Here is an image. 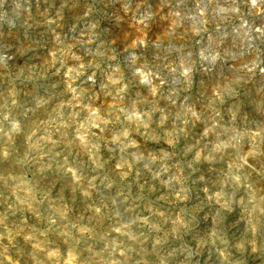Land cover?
I'll return each mask as SVG.
<instances>
[{
    "label": "rangeland",
    "instance_id": "obj_1",
    "mask_svg": "<svg viewBox=\"0 0 264 264\" xmlns=\"http://www.w3.org/2000/svg\"><path fill=\"white\" fill-rule=\"evenodd\" d=\"M166 2L167 0H0V53H7L11 57L5 61L6 70L9 74L20 69L25 72L32 69L33 72L44 73V78L35 81V84L39 94L53 98L47 106L48 110H51L54 104L59 101H67L72 95L67 91L66 68L60 67L59 60L51 67H47L45 64V61L50 58V52L58 46L52 29L59 34V40L63 44L73 45L71 51L78 54L85 62L94 51H106L105 48H98L101 42L104 45L110 44L116 53V60L107 64L101 62L100 68L96 70L95 82L87 79L92 71L88 67L85 69L84 75L73 81L71 86L77 90L91 89L85 94L83 102H89V97L95 93L97 99L94 101V105L102 106V102L107 104L111 97L105 96L100 89V84L104 79L103 72L111 71L112 66L118 63L125 80L131 81L124 97V104L127 105L132 98L147 95V89L136 83L131 70L127 67L130 62L129 53L122 50L127 42L125 34L135 31L133 10L135 17L138 18L147 12L155 11ZM198 3L208 6L209 31L212 40L209 41V33L193 36L191 32H188L181 41L184 51L191 50L195 54L199 49L212 48L218 50L223 58L218 59L214 65L205 63L204 66H201L197 63L191 79L186 84L171 86L177 89L185 87L190 89L189 92L180 91L177 104L187 95L190 98L189 102L194 101L198 108H202L207 103V93L213 84L229 82L237 75V62L230 58V53L240 49L242 39L241 36L232 32V28L240 23L237 17L243 16L250 25L264 26V14L249 16L246 0H171V6L181 11L182 14L191 12ZM232 3L239 8V13L228 14L227 17L214 14V9L217 7ZM86 9L90 10L88 16L83 15ZM162 11L167 13L168 8H164ZM57 15H59V19L56 24L49 25L43 22L46 18L55 19ZM166 23L167 21H161L159 17L150 21L147 29L149 38L155 39ZM217 23L221 24L220 31H214ZM191 24L192 21L185 19L183 27L178 28L177 33L184 32ZM89 40L91 42H86ZM112 41L114 43H110ZM255 45L259 49L261 60L264 61V39L255 41ZM135 51L142 60H146L149 64L159 63V58L163 57L174 59L176 55L174 51L168 53L163 47L155 48L151 44L147 48H137ZM76 63L78 62L75 60H67L68 65L74 66ZM57 68L60 69L59 72L56 71ZM4 71V68H0V92L6 88V80L3 78ZM230 86L235 90V95L226 96L224 104L220 105L221 123L224 127L236 128L237 131L241 127L250 129L264 127V75L257 71L246 75L243 80L232 83ZM18 87H21L24 92H31L33 84L25 82L24 85H18ZM22 99L30 101L31 96H24L22 93ZM158 104L159 107L164 108L167 101L161 98ZM143 107L147 109L151 106L144 105ZM63 111L67 115L69 109L65 107ZM233 111L237 113L235 121H232L230 116ZM159 116V112L152 113L153 126ZM32 118L30 113L28 122ZM35 118L47 119L48 117L45 112H39ZM201 128L202 124L197 123L191 129L189 143L199 140L201 147L207 143V140L200 136ZM72 131V128L68 129L69 138H71ZM231 134L230 131L228 135ZM36 135H41V131H38ZM53 138L55 139L56 136L54 135ZM226 138L225 135L220 137L221 140ZM13 147L15 155L22 157L25 151L23 134L14 137ZM62 147L63 145H59L54 151H60ZM161 147L166 148L167 146L151 141L142 144V150L156 151ZM247 147L248 143L245 140V149ZM260 147L264 149V144H261ZM128 151L135 150L129 149ZM30 155H35V153H30ZM73 155H76L75 150ZM99 155L102 162L107 161L104 171L107 172L113 183L111 187H106L107 181L100 183L98 179L91 199L84 197L79 189L73 192L71 178L63 173H58L55 163L52 168L37 172L38 165L36 164H31V166L16 164L11 157L8 159L0 157V245L8 242L5 239L7 233L19 232L13 240L16 247L10 248L9 251L15 258L16 251L19 249L20 264H34L29 256V252L33 251L32 242L25 240V236L28 235H34L38 240L46 239L49 242L47 247L58 248L61 255H64L67 245L54 230H59L68 222L89 226L93 229V237L85 238L77 245L81 251V259L91 255L84 251L89 245L94 251H100L106 242L118 236L115 232L103 236V233L110 227L129 225L127 231L133 235L142 231L148 235V239L140 243L139 241H129L127 237L118 238L123 239L126 243H133L137 249H142L146 253V259L153 264L158 257L163 259L165 264H264V230L257 233L256 251H252L251 245L246 242L250 238L246 231L247 221L241 207L236 203L241 196L245 195L244 189L234 191L232 187L224 186L225 198L232 196L229 208L217 203L215 198H206L205 188L209 195L221 189V181L228 170L229 158L227 156L221 158L219 154H216L211 161L193 162L191 168L187 166V162L192 159L193 154L189 153L187 157H180L184 175L187 176L188 198L184 201H177L175 204L160 202V206L168 209L172 219L183 218L188 223L187 226L174 225L171 220L163 223V230L168 233L164 237V232H150L146 226L139 227L137 221L138 216L148 215L145 208V203L148 200H154L156 196L169 191L157 181L152 180L151 174L144 168L148 161H139L133 171L124 180H121L117 175L118 170H114L119 155L117 146L115 144L106 146L101 141ZM109 157L112 158L109 159ZM128 158L131 159L130 156ZM61 159L62 156L56 157V162ZM69 159L71 160L72 157L70 156ZM76 159L81 163L82 174L87 176L96 174L91 171V162L87 156L76 155ZM49 162L48 156L40 161L41 164ZM249 162L256 168H261L264 166V156H259ZM150 167L153 172L156 170L155 165H150ZM137 170L140 172L139 179H135ZM103 174L102 172L101 175ZM10 175L27 180L29 186L33 187L35 200L32 201L31 208L26 204L16 203V196L13 194V186L16 181L8 179ZM161 178L166 177L162 176ZM252 180L255 182L256 188L264 189V178L253 172ZM141 184L145 186L144 192L139 189ZM149 184H154L159 191L148 193ZM17 195L22 196L23 193H17ZM138 196L142 198L138 200ZM101 203L106 204L107 209L101 208L103 215L96 216L89 210L88 205L99 206ZM13 204L16 205L15 209L9 208V205ZM50 204L61 209L67 206L66 219L55 214ZM49 217L55 220L51 229H49ZM260 219L264 221V217ZM173 228L176 229L175 232L172 231ZM41 232H44L45 235L41 236ZM73 232L75 233V230ZM154 235L163 238L162 244L157 246L155 253L153 252ZM141 239L143 238L141 237ZM222 240L226 241V244L222 243ZM241 242H244L243 247H238L237 245ZM222 252L224 255H221ZM36 256L40 260L44 259L43 252H37ZM113 258L120 261L125 259L124 256H114ZM138 258L137 253L133 252L128 264H132V260Z\"/></svg>",
    "mask_w": 264,
    "mask_h": 264
},
{
    "label": "clouds",
    "instance_id": "obj_2",
    "mask_svg": "<svg viewBox=\"0 0 264 264\" xmlns=\"http://www.w3.org/2000/svg\"><path fill=\"white\" fill-rule=\"evenodd\" d=\"M246 3L248 4L249 16L264 14V0H246ZM164 8H168L167 13L162 11ZM234 13H239V8L234 3L214 9L216 16L224 15L227 17L228 14ZM89 14V9L83 13L84 16ZM208 16L207 4L198 3L191 12L182 14L181 11L171 6V0L161 4L155 11L147 12L138 18L135 17L133 10L135 31L125 34L127 42L122 50L129 53L130 62L127 67L131 70L136 83L147 89V95L132 98L127 105L124 104V97L131 81L125 80L118 63L112 66L111 71L103 72L104 79L100 84V89L105 96L111 97L107 104L102 102V106L94 105V101L97 99L95 93L89 97V102L85 103L83 102L84 96L91 89L77 90L71 86L73 81L84 75V71L88 67L92 71L87 79L95 82L96 70L100 68L101 62L107 64L116 60V53L110 44L104 45L101 42L98 48H105L106 51H94L85 62L78 54L71 51L73 45L63 44L59 40V34L52 29L58 46L50 52V58L45 61V64L47 67H51L59 60L60 67L66 68L67 91L71 92L72 95L69 100L54 104L51 110H48L47 106L53 98L39 94L35 84V81L44 78V73H36L32 69L25 72V70L20 69L9 74L6 70L5 61L11 57L7 53H0V68L5 69L3 78L6 80V88L0 92V157L4 159L11 157L16 164H29V166L36 164L38 165L37 172L50 169L55 163L58 173H63L71 178L73 192L79 189L84 197L91 199L98 179L100 183L107 181L106 187H111L113 183L107 172L104 171V165L107 161H101L99 155L100 142L103 141L106 146L115 144L119 149V155L114 170H118L117 175L121 180H124L133 171L139 161L147 160L148 163L144 165V168L151 174L152 180L169 189L166 193H162L156 196L154 200H148L145 203V208L148 211L147 216L137 217L139 227L146 226L150 232L160 233L164 232L163 223L170 220L174 225L187 226L188 223L183 218L172 219L168 209L160 206V202L175 204L177 201H184L188 198L187 176L184 175L180 157H187L189 153H192V159L187 162V166L191 168L193 162L211 161L216 154H219L221 158L227 156L229 158L228 170L221 181V189L209 195L207 188H205L206 198H215L217 203L229 208L232 203V196L225 198L224 186L228 185L234 191L244 189L245 195L241 196L236 203L241 207L247 221L246 231L250 238L246 242L251 245L252 251H256L257 233L264 230V221L260 219L264 217V189L255 187L252 173L255 172L256 175L264 178V166L256 168L249 161L264 156V149L260 147L261 144H264V127L251 129L241 127L239 131L236 128H226L221 123L220 105L224 104L226 96L235 95V90L230 86L232 83H238L246 75L257 71L264 75V61L261 60L259 49L255 45V41L264 39V26L250 25L247 19L238 16L240 23L232 28V32L242 37L240 49L230 53V58L237 62V75L229 82L213 84L207 93V103L202 108H198L194 101L189 102L190 98L187 95L177 104L180 91L189 92L190 89L187 87L177 89L171 85L186 84L191 79L197 63L201 66H204L205 63L214 65L218 59L223 58L218 50L212 48L199 49L195 54L191 50L185 52L184 45L181 43L188 32H191L193 36L209 33L208 38L211 41ZM156 17H159L161 21H167V23L155 39H151L147 29L149 22ZM58 19L59 15L55 19L46 18L43 22L51 25L56 24ZM185 19L192 21V24L184 32L177 33V29L183 27ZM220 30L221 24L217 23L214 31ZM110 43H114V41ZM149 44L155 48L163 47L168 53L174 51L176 53L175 58L163 57L159 58V63L149 64L146 60H142L135 51L137 48H147ZM69 59L78 63L74 66L68 65L67 60ZM56 71L59 72L60 69L57 68ZM25 82L33 84L31 92H24L21 87H18V85H24ZM22 93L24 96L30 95L31 100L22 99ZM161 98L167 101L164 108L159 107L158 104ZM144 105L151 107L145 109ZM65 107L69 109L67 115L63 111ZM39 112H45L48 118H35ZM153 112L160 113L155 126H153L152 120ZM30 113L33 118L28 122ZM230 116L232 121L237 119L235 111L231 112ZM197 123L202 124L200 136L207 140L203 147L200 146L199 140L193 143L188 142L189 133ZM69 128L73 130L71 138H69ZM38 131H41L39 136L36 135ZM230 131L232 134L228 135ZM18 134H23L25 137V151L22 157L15 155V148L13 147L14 137ZM54 135L56 136L55 139L53 138ZM222 135L227 138L221 140ZM245 140L248 143L247 149H245ZM149 141L157 144L163 143L167 147H161L156 151L142 150V144ZM59 145H63L61 150L54 151ZM129 149L135 151L129 152ZM74 150L76 155L88 157L92 166L91 171L95 172V175L82 174L83 169L80 161H77L76 155H73ZM30 153H35V155H30ZM45 156L49 157L50 162L41 164L40 161ZM61 156L62 159L56 162V157ZM70 156L72 157L71 160L69 159ZM129 156L131 159L128 158ZM111 158L109 157V159ZM150 165L156 166L154 172ZM102 172L103 175H101ZM162 176L166 178L162 179ZM139 177L140 172L137 170L135 179H139ZM8 179L16 181L13 186L16 203L26 204L31 208L32 201L35 200L33 187L29 186L27 180L19 177L10 175ZM139 189L144 192L145 186L141 184ZM157 191L159 189L154 184L148 185V193ZM17 193H23V195H17ZM141 198L137 197L138 200ZM15 207V204L9 205V208L15 209ZM50 207L55 214L66 219L67 206L61 209L50 204ZM88 208L96 216H101L103 215L101 208L107 209V205L103 203L99 206L90 204ZM54 223L55 220L49 217V229ZM128 227L129 225L110 227L108 231L103 233V236H108L110 232H115L118 236L106 242L100 251H94L89 245L84 251L91 255L84 259L80 258L81 251L77 245L83 239L93 237V229L89 226L68 222L59 230H54L67 245L64 255H61L58 248L47 247L49 242L46 239L38 240L34 235H28L25 236V240L32 242L33 251L29 252V256L34 264H128L133 252H136L139 258L132 260V264H153L146 259V253L142 249H137L133 243H126L123 239L118 238L127 237L129 241H139L140 243L148 239V235L142 231L133 235L127 231ZM175 230V228L172 229L173 232ZM18 234L19 232L7 233L5 236L8 242L0 245V264H20L21 253L19 249L16 251L15 258L9 251L10 248L16 247L13 240ZM40 235L44 236L45 233L41 232ZM167 235L168 233L164 232V237ZM162 242L161 236H153L154 253L157 251V246ZM221 242L226 244V241L222 240ZM243 243L241 242L237 246L243 247ZM37 252L44 253L43 260L37 258ZM169 255L171 254L169 253ZM221 255L224 253L222 252ZM114 256H124L125 259L120 261L114 259ZM155 264H165V261L158 257Z\"/></svg>",
    "mask_w": 264,
    "mask_h": 264
}]
</instances>
